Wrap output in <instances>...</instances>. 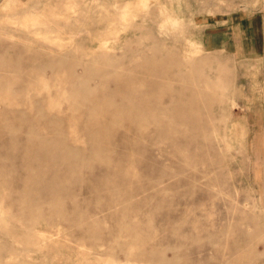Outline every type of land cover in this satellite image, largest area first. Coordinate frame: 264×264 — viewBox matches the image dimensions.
<instances>
[{
    "label": "rangeland",
    "instance_id": "rangeland-1",
    "mask_svg": "<svg viewBox=\"0 0 264 264\" xmlns=\"http://www.w3.org/2000/svg\"><path fill=\"white\" fill-rule=\"evenodd\" d=\"M263 4L0 0V264L264 261Z\"/></svg>",
    "mask_w": 264,
    "mask_h": 264
},
{
    "label": "crops",
    "instance_id": "crops-1",
    "mask_svg": "<svg viewBox=\"0 0 264 264\" xmlns=\"http://www.w3.org/2000/svg\"><path fill=\"white\" fill-rule=\"evenodd\" d=\"M251 26L252 31H247L242 19L232 22L226 32L221 34L219 41L223 44L222 47L230 50L236 59L264 58V4L262 10L254 15ZM259 264H264V261Z\"/></svg>",
    "mask_w": 264,
    "mask_h": 264
}]
</instances>
